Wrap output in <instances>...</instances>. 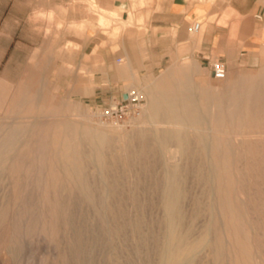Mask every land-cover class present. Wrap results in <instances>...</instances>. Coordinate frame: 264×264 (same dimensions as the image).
Wrapping results in <instances>:
<instances>
[{"label": "rangeland", "instance_id": "374dc122", "mask_svg": "<svg viewBox=\"0 0 264 264\" xmlns=\"http://www.w3.org/2000/svg\"><path fill=\"white\" fill-rule=\"evenodd\" d=\"M99 23L109 27L111 20L100 19ZM59 25L61 22L55 23V26ZM204 27L202 24L199 33L191 30V35H200ZM118 32L120 28L116 27L111 35ZM60 36L61 33L55 30V56L30 55L26 62L13 64L12 70L5 73L6 77L0 78V146H5L10 132L16 133L14 141L7 144V150L0 152V264H158L155 245L149 250H137L130 241L115 246L94 207L101 204V190L107 182L120 181L125 188L127 207L132 208L130 198L137 196L149 218L161 219L164 213L160 205L162 185L159 182L162 183L161 175L167 172L168 162H179L187 167L183 181L186 192L183 209L194 225L192 240L195 241L192 261L187 264H264V171H248L243 147L239 144L243 136L260 139L262 135L264 138V129H241L238 127L240 123L233 121L229 123L230 127L211 130L212 121L207 123L206 130L210 128L209 132H218L228 142L225 147L231 150V161H236L237 165L235 171L231 168L227 173H213L212 180L221 178L225 189L231 183L233 188L236 187L233 194L229 190L219 191L213 182L204 180L201 174L210 172L205 170L207 162L199 154L191 155L194 159L190 161L186 159L188 155L173 143L158 147L151 142L147 149L142 145L138 136L140 130L150 135L157 128L171 127L172 124L154 122L146 117L144 109L138 118L114 120L100 115L103 105L120 99L130 89L140 90L146 96L145 89L154 87L166 74H170L174 82L188 81L191 85L187 92L197 97V108H202L199 101L203 94L212 98V89L226 86L230 78L231 82L241 81V78L243 82L245 79L261 82L259 79L264 77V44L258 45L249 56L241 49L244 38L237 37V41L232 42L236 46L231 47L234 51L232 62L224 48L212 49L210 62H202L197 56H174L172 62L149 72H139L129 62L135 73L128 79L118 77V74L124 75L130 57L114 47L113 50L122 55V60L113 58L109 64L117 77L100 81L87 77H94L93 70L103 69L105 65L95 62L92 71H87L84 64L68 63L62 53L71 51L72 46L59 41ZM217 58L226 67L227 75L222 80L215 77L211 69V63ZM68 75L74 78H65ZM98 75L96 73L95 77ZM97 85L112 87L113 92L105 96L104 103L94 100V93L99 89ZM157 93L165 94V90ZM13 94L21 99L11 103ZM226 94L222 97L228 99L227 91ZM144 107H147L146 97ZM207 108L208 115L213 116L210 104ZM115 122L121 128L107 131L105 127ZM90 128L106 131L111 139L104 161L94 153L95 147L87 138L85 131ZM189 131L190 134L193 132ZM236 134H240L237 135L239 139ZM192 147L198 148L195 144ZM177 149L180 153L170 152ZM103 163H106V169H102ZM202 166L203 170L199 168ZM88 189L90 196L84 192ZM215 195H219L218 198ZM53 204L64 207L65 211L51 219L49 207ZM226 205H231L233 214L225 212ZM49 220L53 221V226ZM203 236L217 243V247L214 243L209 246Z\"/></svg>", "mask_w": 264, "mask_h": 264}, {"label": "crops", "instance_id": "0c3cea01", "mask_svg": "<svg viewBox=\"0 0 264 264\" xmlns=\"http://www.w3.org/2000/svg\"><path fill=\"white\" fill-rule=\"evenodd\" d=\"M100 19H110V26ZM194 20L205 24L200 35L190 33ZM116 27L120 32L111 35ZM55 30L59 41L72 46L62 53L68 63L84 64L87 71L95 62L105 65L87 78L117 77L109 68L122 57L117 47L130 57L124 75L118 74L128 79L135 73L129 62L139 72L155 71L174 56L210 62L214 48H224L232 62V42L240 36L242 51L251 56L264 44V0H0V78L30 55L55 56ZM98 88L94 100L104 103L112 87Z\"/></svg>", "mask_w": 264, "mask_h": 264}, {"label": "bare ground", "instance_id": "6f19581e", "mask_svg": "<svg viewBox=\"0 0 264 264\" xmlns=\"http://www.w3.org/2000/svg\"><path fill=\"white\" fill-rule=\"evenodd\" d=\"M225 78L226 76L224 78H220V80ZM229 80L227 81L228 84L226 86L224 87L216 86L212 89L214 91L213 94H210L212 98H209L206 96V94H203L202 100L199 101L200 103H202V108L201 107L197 108V106L199 105L198 101L195 99L197 97L194 98L193 97L194 95L192 96L187 92L188 89L190 88L189 85L191 84H189L188 81H183L179 83L174 82L170 74H166L154 87L145 89L147 107L145 108L143 104L142 112L144 109V111H146V117L152 119L154 122L157 123L167 122L172 124V126L163 129L157 128L150 135L147 134L145 131L140 130L138 136L142 139V145L146 149L149 146V144H151V142H153V144H155L158 147H162V146L166 147L168 146L169 143H173L174 145L177 146V148H180V151L183 154L188 155V157L186 158L187 160L191 161L192 159H194L193 156L191 155L199 154L200 157L207 162V168L205 170L208 169L209 170L208 173L210 172L209 174H201L204 180L208 181V183L213 182L216 185L215 187H217L219 191L229 190L234 194L233 190L236 187L233 188L231 183L228 184V189H225L224 182L221 178H217V179L215 178L216 181L212 180L213 173L217 171H220V173L221 172L227 173L229 170H231V168L233 169L237 168V165L235 163L236 161H234V163H232L231 161V156H230V154H232L231 150L225 147L228 144V142L223 140L222 136L219 135L218 132H209L208 130L210 128L206 130L208 128L207 123L209 120L212 121V127L210 126L211 130L212 129L219 130L224 127H230L229 123L233 121L239 122L240 125L238 124L239 125L238 127H241V129L242 127H249V128L255 127L256 129L262 128L263 130L264 129V77L260 78L259 81L261 82L258 83L255 82L256 80L254 81L247 79H245L246 81L243 82L242 78L241 81L231 82V80L230 81ZM160 90L163 91L165 90V94H158L157 92ZM166 90L168 92H166ZM226 91L229 93L228 99L222 97L223 94H226ZM16 95L14 94L12 95L10 99L11 103L18 102V100L21 99V98H16L17 97ZM20 95L21 94L19 93L18 96ZM208 104H210V107H212V110L214 111L213 116L208 115L207 113ZM230 106L233 108H230ZM142 112L135 118L140 117L142 115ZM226 113H228L229 115L226 116ZM105 128L107 129V131H110L114 128H121V127L115 122L113 125H108ZM189 130H193L192 132L193 134L192 133L190 134ZM234 130L236 131V129ZM85 133H87V138L90 140L91 144L94 145L95 147V149L93 148L95 150L94 153L102 161H104L105 158L104 156L111 147V139L108 137L106 131L94 130L90 128L89 131L87 132L85 131ZM15 135L16 133L13 131L12 133L10 132L7 135L8 138L5 140L6 144L5 146L3 145L0 146V152L7 150L8 147L6 146H8L10 143L14 141L13 138L15 137ZM237 135L240 134H236V136ZM260 136H259L260 139L240 136L241 141L239 142V144L241 143L243 147V153L245 154L244 158L246 159L245 166L249 172L264 171V138L262 137V135ZM192 144L197 145L198 148L197 149L193 148ZM178 150L179 149L175 151L170 150V152L180 153ZM166 151L168 152V150ZM106 160L107 158L105 159V161ZM106 168H107L106 163H103L102 169H106ZM199 168H201V170L204 169L203 166ZM186 169L187 167L185 166V164L182 165L179 162L177 163L168 162L166 166L167 172L166 173L164 172L165 174L161 175L163 176L162 183L159 182V184L162 185V187L160 186L161 189L159 193L161 194L160 205L164 215H162L161 219L158 220L154 219L153 216H151L150 218L147 216L146 214L147 210L145 211L146 208L143 207L144 205L143 206L140 205L139 198L137 196H132L130 198L131 201L133 202L132 208H130L131 206L127 207L125 205L124 201L127 200V198L124 195L125 188L122 185L123 184L122 182L120 181H115V182L111 181V183L107 182V185L104 186V188H102L101 190L103 193V198H101L102 199L101 204H98L94 208L96 210L100 223L102 224L106 233H108V236L115 244V246L119 243L121 244V242L123 243L125 241H130L137 250L144 248L149 250L153 245H155L157 249L156 254L158 258V264H187L188 262L192 261V257H193L192 255L193 252H195V250L193 249V245L195 241L192 240L194 225L192 222L189 221L188 219L189 216L185 213V210L183 209L184 194L186 193L184 191L183 181H184V171ZM215 175H217V173ZM219 176L220 174H218V177ZM222 178L224 177L222 176ZM211 186H213V184H211ZM84 192H86L87 195L90 196L89 189L84 190ZM236 193H238V191ZM218 196L216 197L215 195L216 198H218ZM224 208L226 209L225 212L227 214H233V209L231 205L230 206L226 205ZM49 209H50V217L52 219V216L56 217L58 213L64 210V207L60 208L58 207V205L53 204L52 206L49 207ZM197 209H199V207H197ZM49 222L51 226H53V221L49 220ZM203 241H205L209 246H213L214 241L212 242L211 239L204 237ZM197 253L198 252H196L195 255ZM247 257L250 258L249 254H247Z\"/></svg>", "mask_w": 264, "mask_h": 264}, {"label": "built area", "instance_id": "2783aa9c", "mask_svg": "<svg viewBox=\"0 0 264 264\" xmlns=\"http://www.w3.org/2000/svg\"><path fill=\"white\" fill-rule=\"evenodd\" d=\"M202 28L200 20H194L191 24V30L199 32ZM122 60V58H117ZM211 69L215 77L224 78L226 76V67L224 62L217 58L211 63ZM145 101V96L140 90L130 89L123 93L120 99L105 104L100 109V115L114 120L134 117L141 113Z\"/></svg>", "mask_w": 264, "mask_h": 264}]
</instances>
